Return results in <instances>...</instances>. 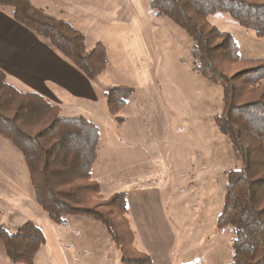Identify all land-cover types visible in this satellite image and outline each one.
<instances>
[{
    "label": "trees",
    "instance_id": "1",
    "mask_svg": "<svg viewBox=\"0 0 264 264\" xmlns=\"http://www.w3.org/2000/svg\"><path fill=\"white\" fill-rule=\"evenodd\" d=\"M148 8L191 38L194 71L222 87V112L215 122L238 164L227 173L217 227L232 228L230 264H264V59L249 60V69L227 76L225 67L244 59L236 53L231 36L207 21L209 15L223 13L262 39L264 0H148ZM0 9L47 41L88 80H96L107 69L101 44L88 50L81 33L29 0H0ZM133 94L124 86L104 91L106 111L115 122L123 121L118 115ZM0 138L21 156L35 202L52 223L65 226L68 217L98 222L118 249L121 264H152L149 255L135 247L126 193L101 200V186L93 177L100 134L90 120L63 116L43 96L14 88L0 71ZM0 241L10 262L33 264L44 236L32 222L15 233L0 223Z\"/></svg>",
    "mask_w": 264,
    "mask_h": 264
},
{
    "label": "rangeland",
    "instance_id": "2",
    "mask_svg": "<svg viewBox=\"0 0 264 264\" xmlns=\"http://www.w3.org/2000/svg\"><path fill=\"white\" fill-rule=\"evenodd\" d=\"M146 10L148 44L155 60L151 72L174 107L173 115L150 102L140 117L133 116L139 112L132 115L127 110L121 115L122 111L118 116L123 121L117 123L106 116V128L98 123L102 146L129 139L123 154H131L130 164L135 165L129 174L127 159L116 161L118 167L122 166L117 173L108 149L107 171L126 191L131 212L143 222L148 221L158 235L175 236L173 247L162 257L163 264H230L232 228H218L217 219L223 208L227 173L238 163L215 122L222 112V87L194 71L191 38L168 19ZM207 21L219 32L229 34L236 53L245 59L227 65L223 72L231 76L249 69L247 61L263 49L260 40L226 14L209 15ZM112 190H104V194L101 190V200L123 192ZM67 219L65 226L49 219L50 227L43 224L40 228L37 224L44 242L33 264H121L119 251L103 225L85 218ZM23 221L18 218L3 227L15 233ZM0 264H14L5 255L1 241Z\"/></svg>",
    "mask_w": 264,
    "mask_h": 264
},
{
    "label": "crops",
    "instance_id": "3",
    "mask_svg": "<svg viewBox=\"0 0 264 264\" xmlns=\"http://www.w3.org/2000/svg\"><path fill=\"white\" fill-rule=\"evenodd\" d=\"M29 1L46 15L69 23L83 35L88 50L101 44L109 65L96 80H88L47 41L14 22L8 10L0 9V71L10 85L22 92L37 93L58 106L63 116H82L97 128L98 123L106 128L103 120L106 116L110 117L106 111L104 91L116 86L134 90L121 115L128 110L132 115L139 112V115L133 116L140 117L150 102L173 115L174 107L162 94L157 77L151 72L155 60L149 48L146 29L148 0ZM259 40L263 49L251 58L264 59V38ZM175 99H178V95H175ZM109 145L107 142L102 146L100 135L93 177L100 184L103 194L104 190L111 192L112 189V192H126L107 171L106 151H112L114 171L119 173L122 167H118L116 161L127 159L126 169L131 174L130 171L135 170V165L130 164L131 154H123L125 147L129 146V139L114 140ZM127 200L129 203L130 198ZM127 209L128 219L136 235L137 248L151 257L152 264H163L162 257L173 247L175 236L158 235L148 221L143 222ZM39 211L21 156L0 138L1 224L17 222L18 218H23L24 223L32 222L40 228L43 224L50 227L47 216Z\"/></svg>",
    "mask_w": 264,
    "mask_h": 264
}]
</instances>
